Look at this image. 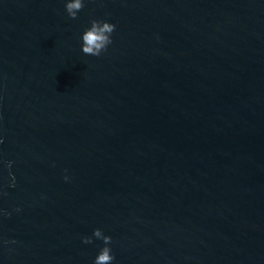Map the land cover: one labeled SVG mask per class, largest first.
Returning <instances> with one entry per match:
<instances>
[{
  "label": "water",
  "instance_id": "obj_1",
  "mask_svg": "<svg viewBox=\"0 0 264 264\" xmlns=\"http://www.w3.org/2000/svg\"><path fill=\"white\" fill-rule=\"evenodd\" d=\"M65 3L0 0V264H93L96 228L112 264H264V0Z\"/></svg>",
  "mask_w": 264,
  "mask_h": 264
},
{
  "label": "clouds",
  "instance_id": "obj_2",
  "mask_svg": "<svg viewBox=\"0 0 264 264\" xmlns=\"http://www.w3.org/2000/svg\"><path fill=\"white\" fill-rule=\"evenodd\" d=\"M84 8V0H66L65 11L70 19H77L78 13ZM116 25L107 20L93 19L90 27L86 28L82 34V52L88 56L99 57L102 52L107 51L108 46L112 43V33L115 31ZM2 142V141H0ZM12 162L7 163V167L11 168ZM11 175V173H10ZM65 181L69 179L64 177ZM14 186V185H11ZM19 211V209H17ZM92 236L104 242V247L96 255L93 264H112L114 256L111 254V248L108 246L112 242L110 236L104 235L102 230L96 228L93 230ZM82 242L90 244L93 242L92 237H82Z\"/></svg>",
  "mask_w": 264,
  "mask_h": 264
}]
</instances>
